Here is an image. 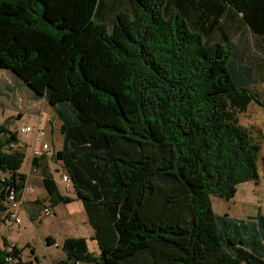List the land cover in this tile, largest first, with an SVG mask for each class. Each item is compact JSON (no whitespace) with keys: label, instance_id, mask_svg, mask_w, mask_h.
I'll list each match as a JSON object with an SVG mask.
<instances>
[{"label":"trees","instance_id":"trees-1","mask_svg":"<svg viewBox=\"0 0 264 264\" xmlns=\"http://www.w3.org/2000/svg\"><path fill=\"white\" fill-rule=\"evenodd\" d=\"M116 2L0 0V70L60 120L53 156L99 248L93 255L85 237L68 236L57 264H264V214H218L210 201L258 177L259 141L239 113L263 105L255 84L264 76L240 52L248 34L264 40V0H127L115 11ZM8 124L0 216L27 182ZM43 160L31 164L51 205L71 202ZM3 244L0 264H24Z\"/></svg>","mask_w":264,"mask_h":264},{"label":"rangeland","instance_id":"rangeland-1","mask_svg":"<svg viewBox=\"0 0 264 264\" xmlns=\"http://www.w3.org/2000/svg\"><path fill=\"white\" fill-rule=\"evenodd\" d=\"M240 56L259 65L260 59H264V40L248 34L247 42L241 47ZM258 65L256 77L259 79L264 76V71H259ZM255 86L262 94L263 105L249 103L247 109L239 113V123L248 127L259 141L258 177L237 184L231 197L211 195V209L214 213H227L245 219L258 213L264 214V80L258 81ZM20 112L23 115L18 117ZM37 116L40 117L38 121ZM6 119L10 128L18 132V144L24 147L25 158L19 171L27 175V182L26 188L21 191L23 199L17 209L20 221L15 223L7 217L3 218L6 212L0 216V248H4L5 238L10 245H16L20 249V258L24 264H57L65 259V253L61 249L62 241L68 236H73L85 237L89 252L97 256L99 248L91 238L93 228L71 183L67 184L61 180L63 166L53 156L56 148L62 143L60 120L47 101L36 97L19 77L15 76L14 79L9 71L0 70V123ZM27 124H30L33 130L21 132V127ZM42 142L49 144L47 158L42 163L46 162L48 165L60 192L71 198L69 203L51 205L41 179L42 168L31 164V151ZM29 176L32 180H29ZM28 185L32 188L28 189ZM44 207L50 209V215L42 214Z\"/></svg>","mask_w":264,"mask_h":264},{"label":"built area","instance_id":"built-area-1","mask_svg":"<svg viewBox=\"0 0 264 264\" xmlns=\"http://www.w3.org/2000/svg\"><path fill=\"white\" fill-rule=\"evenodd\" d=\"M33 130V127L26 125L23 126L20 131L23 133H27ZM49 146L47 143H42L40 146L35 147L32 149V154L30 157V161L33 157H40L44 154H46V152L48 151ZM61 180L63 182H66L67 184L70 183V178L69 175L67 173V171L63 168L62 170V174H61ZM31 186H28V189H31ZM21 197L17 198L16 194L14 192H11L7 198V218L10 219L12 222L18 223L20 221L18 215H17V209L20 207L21 205ZM51 211L48 207H44L42 214L43 215H50Z\"/></svg>","mask_w":264,"mask_h":264},{"label":"crops","instance_id":"crops-1","mask_svg":"<svg viewBox=\"0 0 264 264\" xmlns=\"http://www.w3.org/2000/svg\"><path fill=\"white\" fill-rule=\"evenodd\" d=\"M101 1H103L104 3H107V4H112V3H114V0H101ZM125 2H127V0H117V2L114 4L115 5V7H114V9H115V11H117L119 8H121V7H123L124 6V3ZM113 13H114V11H109V12H107V13H105V14H103V19L105 20V19H111L112 18V16H113ZM42 99V98H41ZM22 115H23V113H22ZM40 119V117L39 116H37L36 117V121H38ZM39 123V122H38ZM28 125V124H27ZM24 126H26V125H24ZM29 126H31L30 124H29ZM60 126V125H59ZM23 127V126H22ZM21 127V128H22ZM31 132V131H30ZM42 143H46V142H42ZM41 143V144H42ZM48 144V143H47ZM48 146H49V144H48ZM35 147H38V146H34L33 148H35ZM60 148V146L59 147H57L56 148V150L57 149H59ZM55 150V151H56ZM31 154H32V151H31ZM30 157H31V155H30ZM45 158H47V152H46V154H44V159ZM57 161H59L60 163H62L60 160H57ZM29 180H32L31 179V177L29 176ZM29 186V185H28ZM31 186V185H30ZM25 188H26V185H25ZM22 199H23V193L21 194V201H22Z\"/></svg>","mask_w":264,"mask_h":264}]
</instances>
